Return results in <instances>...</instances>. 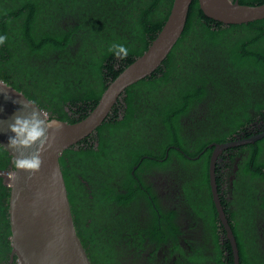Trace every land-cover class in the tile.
Segmentation results:
<instances>
[{"label":"trees","instance_id":"1","mask_svg":"<svg viewBox=\"0 0 264 264\" xmlns=\"http://www.w3.org/2000/svg\"><path fill=\"white\" fill-rule=\"evenodd\" d=\"M238 1L253 5L264 0ZM172 2L0 0V34L7 36L0 45V79L21 91L49 117L78 121L95 106L107 84L148 47ZM114 43L127 46L128 55L118 59L109 52ZM252 129L264 130V18L223 24L206 16L193 0L184 29L162 64L126 87L96 130L58 156L75 229L91 263L117 264V260H96L85 246L78 225L81 214L75 210V192L65 164L68 153L77 157L84 151L92 154L103 150L102 157H112L113 163L119 164L115 171L122 175L121 181L109 196L114 201L124 202L129 193L131 201L146 188L150 217L146 221L138 210L130 212V253L133 248L144 251L152 244V255L166 242L170 243V253H183L175 236V212L160 209L150 186L141 183V187L131 169L139 163L135 170L139 177L142 165L169 166L176 158L196 173L183 180V196L194 209L206 207L210 237L205 246L208 248L209 239L213 245L209 259L214 264H233L212 198L208 171L212 147L208 144L247 137L255 133ZM223 153L230 156L231 171L235 164L237 167L231 210L225 212L237 242L239 264H264L253 223L257 209L264 210V137ZM13 167L11 156L0 146V172L8 173ZM238 176L242 184L237 186ZM128 180L129 187L122 192ZM192 191L197 192L196 201ZM9 194V181L0 175V264L7 261L11 250ZM235 203L240 208L233 209ZM106 246L108 254L115 243ZM200 250L177 256L174 264H199L203 258ZM152 255L144 264L154 262Z\"/></svg>","mask_w":264,"mask_h":264},{"label":"water","instance_id":"2","mask_svg":"<svg viewBox=\"0 0 264 264\" xmlns=\"http://www.w3.org/2000/svg\"><path fill=\"white\" fill-rule=\"evenodd\" d=\"M192 1L173 0L165 22L148 47L107 84L85 117L72 123L60 120L62 127L49 129L51 144L41 153L42 163L38 171L29 172L13 167L6 175L10 187L8 218L11 252L8 264H12L14 258L18 264H92L75 229L58 156L64 149L96 130L126 87L151 75L162 64L184 29ZM197 1L206 16L223 24L246 23L264 18V1L253 5L241 4L238 0ZM0 83L16 91L9 88L7 98L0 93V144L7 147V137L11 135L7 124L13 115H26L32 110L31 107L21 108V104L13 103V100L18 101L21 94L26 100L33 101L1 79ZM21 103L26 101L22 100ZM33 103L45 118H49L45 110ZM17 109H20L18 113ZM262 137L264 130L247 137L208 144L212 147L208 167L212 198L230 244L233 264H239V253L218 193L216 159L228 148L251 143ZM6 151L13 160L14 156L26 155L31 149L8 148Z\"/></svg>","mask_w":264,"mask_h":264},{"label":"flooded vegetation","instance_id":"3","mask_svg":"<svg viewBox=\"0 0 264 264\" xmlns=\"http://www.w3.org/2000/svg\"><path fill=\"white\" fill-rule=\"evenodd\" d=\"M260 125L261 124L258 123L257 127H260ZM252 131L255 132L256 129H252ZM97 144V139H95V149L97 148ZM102 151L103 150H97L92 154H88L84 151L77 157L71 153L65 156V164L69 169L75 192L77 204L75 210L81 214V220L78 225L81 227L82 239L86 243L85 246L89 250V253L97 257L96 260L100 258L117 260V264H120L119 261H124L125 263L126 260L125 264H130V259H133L135 255H137L134 262L131 261L132 264H137V262H142L141 264H144L147 262L148 257H151L154 245H148L144 251L133 248L130 253V212H136V210H138L140 216L146 217L145 220L149 221L150 212L144 195L148 198L150 194L147 193L146 188H143V194L139 193L137 198H132L131 201L130 193L129 196L125 198L124 202H117L111 199L109 196L114 193L112 188L114 186H119L117 181H121L122 175L115 171V167L119 166V164L113 163L114 160L112 157L108 159L102 157ZM169 164V166L153 164L149 166L142 165L141 169L143 168V171L139 173L140 178L135 175V170L138 168L139 163L134 164L131 169L132 175H134L137 183L141 187H143L141 183L150 186L152 193L156 196V202L160 209L173 210L175 212L173 218V222L176 225L175 236L183 253L177 251L170 253V243H163L162 246L154 251L152 255L154 262L151 264H174L177 256L180 257L182 254L186 255L197 248H201L199 252L201 256H203L199 264H201V262H203V264H214V261L209 259L212 253L209 247H213V245L210 244V239L208 240V248L205 246L206 239L210 237V221L205 213L206 207L200 206L194 209L183 196V180H186V177H195L196 173H191L189 169L180 164L176 158H173ZM232 168L231 171L230 156L222 152L216 159V169L218 176L217 188L224 211L227 209L231 210L232 206V191L234 189L232 180L235 177L236 164ZM8 173L0 172V175H2L6 181H9L6 176ZM129 183L130 180H128L127 187L126 189H122V192L127 190ZM240 184H242V181L238 176L235 180V185L238 186ZM101 188L107 190L101 191ZM191 188H194V186ZM106 193H108V195ZM192 196L196 201L197 192L192 191ZM152 206H155L154 202ZM237 208H240V205L235 203L233 209ZM155 209L157 210V208ZM110 211L114 212V215H111L109 213ZM253 223L256 228V242L264 254V210L257 209L253 217ZM224 238L227 239L225 233ZM222 240L223 236L220 237V242H223ZM111 242H114L115 246L113 250L107 254L106 245ZM147 242L148 240H146V243ZM9 257L10 253L7 261H3L2 263L8 264Z\"/></svg>","mask_w":264,"mask_h":264},{"label":"clouds","instance_id":"4","mask_svg":"<svg viewBox=\"0 0 264 264\" xmlns=\"http://www.w3.org/2000/svg\"><path fill=\"white\" fill-rule=\"evenodd\" d=\"M6 39V35L0 34V45ZM108 50L118 59H123L129 52L128 47L122 43H114ZM9 88L11 87L0 83V93H3L5 98L8 97ZM11 89L15 91L13 88ZM22 100H25L26 103H21ZM13 103H20L21 108L31 107L32 110L26 115H13L11 121L7 124L8 130L11 132V135L7 137V147L2 144L0 146L6 150L8 148L31 149L26 155L14 156L13 164L15 169L29 172L38 171L42 163L41 153L45 150L46 146H50L51 144L52 136L49 134V129H59L62 127V121L51 117L45 118L39 108L33 102L26 100L21 94L20 99L18 101L13 100ZM20 109H17V113Z\"/></svg>","mask_w":264,"mask_h":264}]
</instances>
